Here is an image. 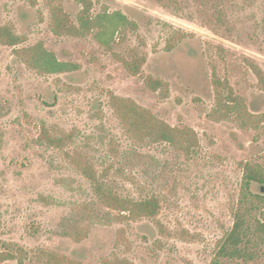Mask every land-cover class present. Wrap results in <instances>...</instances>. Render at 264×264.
I'll list each match as a JSON object with an SVG mask.
<instances>
[{
    "label": "rangeland",
    "instance_id": "obj_1",
    "mask_svg": "<svg viewBox=\"0 0 264 264\" xmlns=\"http://www.w3.org/2000/svg\"><path fill=\"white\" fill-rule=\"evenodd\" d=\"M92 1V16L121 11L138 29L105 46L94 33L51 30V4L79 26L77 0H0V25L23 38L16 47L0 43V252L14 254L0 264H264L254 235L264 203L242 200V164L264 166V86L253 68L264 72V0ZM38 42L79 67L29 68L15 49ZM134 53L146 56L140 75L123 62ZM214 75L231 84L248 113L218 119ZM147 76L167 82V95L151 89ZM113 95L173 127L193 128L199 145L185 153L137 138ZM44 129L60 145L44 141ZM87 163L123 198L156 197L157 217L105 206L81 170ZM251 190L264 194V185ZM236 213L247 220L253 259L219 255Z\"/></svg>",
    "mask_w": 264,
    "mask_h": 264
},
{
    "label": "trees",
    "instance_id": "obj_2",
    "mask_svg": "<svg viewBox=\"0 0 264 264\" xmlns=\"http://www.w3.org/2000/svg\"><path fill=\"white\" fill-rule=\"evenodd\" d=\"M82 5L79 14V26L72 23L69 15L62 6L51 4V30L57 35H82L85 33H94L95 38L102 45H108L115 38V35L123 32L125 29L137 30L138 24L130 20L123 12L108 10L92 16V0H77ZM23 42V38L17 34L12 26L0 25V43L16 47ZM17 56L29 68L39 74H54L73 71L79 67L77 63L61 61L55 52L46 48L42 42L32 46H26L15 49ZM126 69L133 75H140L142 67L146 63V56L134 53L131 58L123 60ZM259 80L264 86V72L261 68L253 66ZM146 84L154 91L164 90L165 96L169 91L168 83L162 79H156L152 76L145 78ZM212 86L215 92V112L218 119H230L232 117H241L248 113L244 99L237 95L227 80L214 75ZM112 105L123 124L129 132L141 140L151 142H168L171 145L181 149L185 153H191L198 145L199 138L197 132L191 127H173L166 122L158 119L150 110L139 106L131 99L118 96L112 97ZM241 115V116H240ZM41 137L50 145H60L61 139L55 138L44 129ZM264 166L252 162H244L243 168V191L242 200L249 196L252 202L264 203V194H254L251 190L253 183L264 185ZM81 170L93 184L96 195L105 206L117 210L120 214L134 218L150 217L155 219L160 210V202L156 197H150L144 200H133L123 198L103 184L97 176L93 166L85 164ZM235 223L230 232L221 240L219 255L228 259H253L255 253L245 246V243H251L247 229V220L241 213H236ZM255 241L264 245V221H256ZM14 258L10 252H0V263ZM56 260V258H54ZM59 264L60 261L56 260ZM55 262V261H54ZM111 264H116L113 262Z\"/></svg>",
    "mask_w": 264,
    "mask_h": 264
}]
</instances>
